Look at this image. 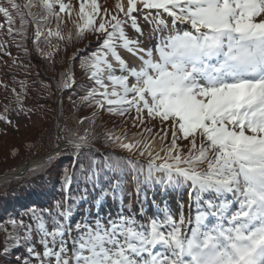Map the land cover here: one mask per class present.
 Wrapping results in <instances>:
<instances>
[{
	"label": "snow or ice",
	"instance_id": "1",
	"mask_svg": "<svg viewBox=\"0 0 264 264\" xmlns=\"http://www.w3.org/2000/svg\"><path fill=\"white\" fill-rule=\"evenodd\" d=\"M78 4L5 0L4 36L26 40L33 25V45L51 60L59 45L43 51L40 42L65 41L62 23L76 39L92 34L97 47L79 61L90 86L77 85L69 64L56 87L94 109L78 124L95 125L101 112L130 119L135 138L109 130L105 142L147 163L100 153L88 128L57 134L67 147L57 143L28 172H55L58 187L41 193L48 207L0 223V264H264V0ZM52 18L56 28H45ZM13 93L19 114L27 90ZM10 111L0 120L11 124ZM63 156L70 165L57 170ZM185 192L187 210L182 199L173 210L170 198Z\"/></svg>",
	"mask_w": 264,
	"mask_h": 264
},
{
	"label": "trees",
	"instance_id": "2",
	"mask_svg": "<svg viewBox=\"0 0 264 264\" xmlns=\"http://www.w3.org/2000/svg\"><path fill=\"white\" fill-rule=\"evenodd\" d=\"M17 2L23 4L25 0H17ZM114 2L115 0H99L103 7L109 9ZM71 3L74 5L77 1L71 0ZM4 4L5 0H0V5ZM74 7L78 10L79 6L74 5ZM34 11L39 12L40 9H34ZM73 19H76L75 13ZM15 20L14 27L18 28L19 18L16 17ZM0 24L5 25L4 29H0V43H4L5 39H8V43L5 44V51L9 53V55H4L3 52H0V108H3L0 114H5L4 108L7 104L11 109L7 115L12 121L11 124L7 122V124H3L0 120V176L7 175L30 160L44 157L46 154L53 152L57 143L67 146L65 141H57L56 139L57 134L65 135L66 129L83 133V130L88 128L96 137L92 146L100 153H113L133 160L138 159L141 163H147L146 157L123 152L105 142V133L110 129L117 131L119 134L126 131L127 136L134 135L138 128L131 126L132 121L130 119L125 123L124 118L101 112L95 118V125L91 123V120L78 124L77 121L82 117H91L94 109L80 106L77 96L73 97L76 100L74 106L69 100L70 93L65 94V91L58 90L56 87L60 72L69 64L72 65L75 72L77 85L90 86L87 84L86 76L79 69V61L80 58L87 55L88 52L94 51L97 47L95 37L92 34L85 33L83 39H76L73 24L71 22L62 23L60 25L62 33H65V31L69 33V30H71L73 39L70 43L67 40L58 41L56 38H52L50 43H46L42 39L40 42V49L42 50H51L54 44L59 45V51L50 60L38 57L39 52L32 42L33 25H28V39L21 40L19 36H16L14 43L10 38L4 36L7 25L2 15H0ZM51 26H57L55 18H52L45 25V28H51ZM17 44H20V47H17ZM78 49L80 50L78 58L73 62L70 57L77 53ZM13 60H15V63L11 65ZM53 60L55 63H53ZM5 84L7 88L4 87ZM22 87L27 90V99L24 100V110L17 114L13 89L20 92ZM41 91L42 93H38ZM82 94L81 91L80 95ZM10 101L11 103H9ZM33 108L34 111H31L30 109ZM27 111L31 115L28 116ZM170 138L169 134V140ZM26 143H30L33 147L27 149L25 147ZM13 148L17 150L16 157L9 154V151ZM65 165H70L68 156L61 157L57 164V170L62 169ZM58 181L59 176L55 172L52 173L51 177L45 174L31 176L28 170L22 176H19V179L13 177L5 180L0 184V223L6 221L13 214L19 216L28 208L48 207L50 200L41 193L50 192L51 184H56L58 187ZM183 197L180 199L183 200ZM157 198L160 197L157 196ZM186 204L185 200L184 205L186 206ZM3 238L4 233L0 232V241Z\"/></svg>",
	"mask_w": 264,
	"mask_h": 264
},
{
	"label": "rangeland",
	"instance_id": "3",
	"mask_svg": "<svg viewBox=\"0 0 264 264\" xmlns=\"http://www.w3.org/2000/svg\"><path fill=\"white\" fill-rule=\"evenodd\" d=\"M65 1H68V0H65ZM77 1V3H74V5H77V7L79 6V4H78V0H76ZM54 28H56L55 26H54ZM64 34V36H65V40H67V36H68V32L67 31H65V33H63ZM53 45V44H52ZM54 46H55V44H54ZM54 46H53V48L50 50H48V49H45L44 51H53V50H55V48H54ZM57 46V45H56ZM38 57L39 58H42L43 56L41 55V53H38ZM44 58V57H43ZM11 65H14L13 64V62H12V64ZM16 65V64H15ZM38 93H42V91L41 92H38ZM38 93H36V94H38ZM31 111H34V108L33 109H30ZM0 111H3V108L1 109L0 108ZM27 115L29 116V115H31V113L29 112V111H27ZM1 123H5V124H7L6 123V121H4V120H1ZM159 142L156 140L155 142H154V147L155 148H157L158 149V144ZM25 147L27 148V149H30L31 147H33V145H31L30 143H26L25 144ZM64 147H67V146H64ZM65 149V148H64ZM9 154H10V156H12V157H16L17 156V150L16 149H11L10 151H9ZM42 161H39L38 163H37V165L39 164V163H41ZM26 164V163H25ZM24 165V164H23ZM22 165V166H23ZM36 166V165H35ZM35 166H33V167H35ZM32 168V167H31ZM18 169V168H17ZM17 169H15V170H17ZM30 169V168H29ZM15 170H13V171H15ZM12 171V172H13ZM27 171V170H26ZM25 171V172H26ZM25 172H21V175H18V176H13V177H19V176H22V174H24ZM11 173V172H10ZM9 174V173H8ZM7 174V175H8ZM7 175H5V176H7ZM4 176V177H5ZM0 177H3V176H0ZM13 177H10V178H13ZM7 179H9V178H1L0 179V184H2L5 180H7ZM157 199V201L159 202V200H160V198H156ZM171 199H172V201L170 202V204H171V207L173 208V210H176V201L178 200V199H180V197H177V196H173V197H171ZM185 200H186V202H188V196H187V193H185V195H184V197H183V200H182V202L184 203L185 202ZM185 210H187V204H186V206H185Z\"/></svg>",
	"mask_w": 264,
	"mask_h": 264
},
{
	"label": "water",
	"instance_id": "4",
	"mask_svg": "<svg viewBox=\"0 0 264 264\" xmlns=\"http://www.w3.org/2000/svg\"><path fill=\"white\" fill-rule=\"evenodd\" d=\"M59 145H60V148H61V149L66 148V147H64L62 144H59ZM54 151H55V150H54ZM54 151H53V152H54ZM53 152H50V153L46 154L44 157H39V158H36V159H34V160H30V161H28L26 164H24L23 166L19 167L17 170H15V171L9 173L7 176H5V177H0V179H1V178H3V179H4V178H10V177H13V176L21 175V172H25V171L28 170L29 168H31V167L37 165V163H38L39 161H42V160L45 159L49 154H52ZM20 171H21V172H20Z\"/></svg>",
	"mask_w": 264,
	"mask_h": 264
},
{
	"label": "bare ground",
	"instance_id": "5",
	"mask_svg": "<svg viewBox=\"0 0 264 264\" xmlns=\"http://www.w3.org/2000/svg\"><path fill=\"white\" fill-rule=\"evenodd\" d=\"M127 140H129V141H130V140H132V138H129V139L127 138ZM126 142H127V141H126ZM20 172H21V171H20Z\"/></svg>",
	"mask_w": 264,
	"mask_h": 264
}]
</instances>
